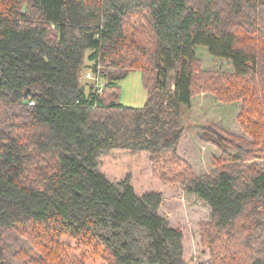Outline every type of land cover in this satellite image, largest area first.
I'll use <instances>...</instances> for the list:
<instances>
[{
  "label": "trees",
  "instance_id": "16d2710c",
  "mask_svg": "<svg viewBox=\"0 0 264 264\" xmlns=\"http://www.w3.org/2000/svg\"><path fill=\"white\" fill-rule=\"evenodd\" d=\"M201 94L241 103L248 139L207 123L197 175L181 109ZM169 195L209 210V264H264V0H0V264H193Z\"/></svg>",
  "mask_w": 264,
  "mask_h": 264
},
{
  "label": "rangeland",
  "instance_id": "374dc122",
  "mask_svg": "<svg viewBox=\"0 0 264 264\" xmlns=\"http://www.w3.org/2000/svg\"><path fill=\"white\" fill-rule=\"evenodd\" d=\"M196 56L202 64L203 71L229 73L230 65L226 61L212 60L205 48H198ZM86 67L89 63L86 61ZM84 74L87 73L85 69ZM82 76L81 80H84ZM120 103L132 108H142L147 100L146 91L142 85L140 71H131L119 82ZM241 103L222 104L214 97L207 94L196 96L191 103V108L181 109V123L186 130L188 137L183 142L181 157L184 158L193 168L197 175L208 174L213 170L212 159L218 157L215 147H212L200 140V132L205 129L207 123H213L227 133L248 137L241 130L237 115ZM184 146V147H183ZM260 166L262 162L251 163ZM170 200L181 203V221L185 222V230L190 235L191 259L193 264H209L210 256L207 250L200 245L199 224L209 222L210 214L206 205L195 196L184 195L178 197L169 195Z\"/></svg>",
  "mask_w": 264,
  "mask_h": 264
},
{
  "label": "built area",
  "instance_id": "2783aa9c",
  "mask_svg": "<svg viewBox=\"0 0 264 264\" xmlns=\"http://www.w3.org/2000/svg\"><path fill=\"white\" fill-rule=\"evenodd\" d=\"M84 76H85L86 80L95 81L97 89L99 91H102L103 84L101 82H99L97 77L94 78L90 73H86Z\"/></svg>",
  "mask_w": 264,
  "mask_h": 264
}]
</instances>
